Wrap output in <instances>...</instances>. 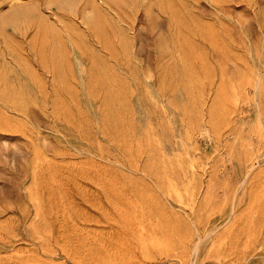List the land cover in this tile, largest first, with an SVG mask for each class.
<instances>
[{"label": "rangeland", "instance_id": "1", "mask_svg": "<svg viewBox=\"0 0 264 264\" xmlns=\"http://www.w3.org/2000/svg\"><path fill=\"white\" fill-rule=\"evenodd\" d=\"M0 264H264V0H0Z\"/></svg>", "mask_w": 264, "mask_h": 264}]
</instances>
